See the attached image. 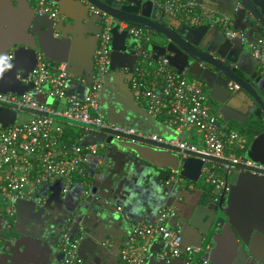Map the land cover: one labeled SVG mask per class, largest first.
<instances>
[{"label": "crops", "instance_id": "crops-1", "mask_svg": "<svg viewBox=\"0 0 264 264\" xmlns=\"http://www.w3.org/2000/svg\"><path fill=\"white\" fill-rule=\"evenodd\" d=\"M239 1L196 0L199 5L229 17L235 29L254 34L250 27L251 17L239 6ZM254 2L264 14V0ZM32 7L31 0H0V93L20 95L26 86L23 76L34 67L36 52L42 51L52 64L67 63V90L84 98L90 84L88 75L94 69L98 17H87L88 9L83 0H62L60 9L64 20L58 27L63 37L54 38L47 19L33 20ZM150 8L152 10V5L147 10ZM162 14L157 8V17ZM163 22L178 27L189 42L231 65L247 81L255 82L264 99V73L257 61L238 39L227 38L215 20L192 25L181 17L163 15ZM162 45L160 37H152L153 53L169 55L173 68L188 70V75L200 79L211 109L235 131L245 129L247 132L248 126L244 123L255 111L253 99L240 88L232 89L230 83L234 82L215 73L210 66L203 67L170 44ZM133 49V43L119 34L111 41L112 65L103 79L101 93L104 117L110 123L131 127L138 133L173 138L176 136L174 130L157 125L148 112L149 115L135 106L130 87L119 72L121 67L135 64ZM40 99L43 103L54 104L45 96ZM57 103L58 109L64 105L63 101ZM32 114L0 106V124L25 121ZM84 135L88 141L109 142L108 147L99 152L102 164L92 169L91 185L100 198L91 205L86 220L88 234L78 251L85 264H121L118 249L133 227L139 222H153L167 207L174 209L173 219L183 222L185 245L200 247L208 238L210 264H264L263 174L246 170L227 174L230 188L223 195V216L220 217L209 206L210 198L218 199L220 194L205 183L201 169L196 181L183 176L179 187L171 188L170 182L166 183L170 170L184 171L182 153L117 139L99 131ZM180 137L192 142L198 140L190 132H184ZM243 156L251 163L264 166V130L248 141ZM45 191L50 201L48 216H40L32 203H21L10 231L5 229L6 218L0 204V235L13 239L7 247L8 252L1 255L0 264H51L63 259V253L58 252L57 233L65 223L67 231L77 232L71 213L80 200L82 187L72 185L65 196H60L58 183ZM167 223L174 222L167 219ZM106 240L111 246L100 245ZM159 243L156 238L150 251L156 252ZM186 261L181 256L166 263L150 261L147 264H186Z\"/></svg>", "mask_w": 264, "mask_h": 264}, {"label": "built area", "instance_id": "built-area-1", "mask_svg": "<svg viewBox=\"0 0 264 264\" xmlns=\"http://www.w3.org/2000/svg\"><path fill=\"white\" fill-rule=\"evenodd\" d=\"M31 1L36 15H47L49 18L56 15L57 5L54 1ZM157 6L164 14L181 17L192 25L215 20L227 38L238 39L246 46L264 73V36L246 41L244 33L233 27L229 17L199 5L196 0H157ZM103 15L94 51L92 81L84 98L67 90L69 73L66 64H52L41 53L37 54L34 68L24 77L26 84H32L31 88L20 95L0 93V106L35 111L28 120L0 125V204L9 221L8 226L15 220V205L18 202L32 203L37 209L41 208L47 198L45 189L57 183L61 196H65L74 184L87 189L91 186L92 169L103 162L99 152L106 149L105 140L84 143L85 135H81L70 145H63L61 137L64 126L53 116L112 130L115 133L110 136L117 139L122 135H136L175 147L181 152L188 150L226 160L225 163H216L203 159L201 168L205 183L220 195L230 188L226 175L231 171L243 170L237 165L264 170V166L244 158L245 138L230 129L220 114L211 109L200 79L188 75L185 69L173 68L165 54L155 56L148 48L152 40L149 30L123 21L116 22L110 16ZM114 24H117L118 32L125 31L134 40L135 50L140 51L128 80L135 101L159 124L174 130L175 137L138 133L131 127L110 123L100 113V91L111 62V29ZM123 71L126 73L127 69ZM230 87L234 90L240 88L236 83H230ZM38 95L54 102L63 101L64 105L60 109L54 108L52 104L38 101ZM184 132L193 133L198 140L192 142L180 137ZM237 150L241 153L237 154ZM179 180V173L170 170L166 183ZM173 213L174 209L167 207L159 212L153 222L137 223L127 243L119 250L121 264H145L151 254L155 259L166 262L183 256L187 259L186 264H210L205 254L201 253V248L183 245L178 221L172 225L167 223ZM82 237L80 234L72 238L64 230L57 244L64 255L63 259L51 264H83L77 251ZM156 238L160 241L159 249L151 252L150 246ZM103 245L111 246V242L103 241Z\"/></svg>", "mask_w": 264, "mask_h": 264}, {"label": "water", "instance_id": "water-1", "mask_svg": "<svg viewBox=\"0 0 264 264\" xmlns=\"http://www.w3.org/2000/svg\"><path fill=\"white\" fill-rule=\"evenodd\" d=\"M52 1H54L56 3V5H57V13H56V15L53 18H49L47 15L38 16V15H36L34 13V10H33V7H32V11L31 12H32V15L34 17L33 20L43 19V18L47 19L51 23V26H52V36L54 38H62L63 37V33L59 32V27H58L59 24L61 22H63V20H64V17L62 16L61 9H60V4H61L62 0H52ZM83 1L87 5V9H88L87 10V17H90V16L94 15V16H97L98 19H99V24L100 25H99V30H98V32L96 34V45L95 46H97L98 33H99L100 29H101V21H102V18L104 16L103 13L106 14L107 16H110L111 18H113L116 22L123 21V22H125V23H127V24H129L131 26L147 29L151 33H154L156 36L160 37L163 40V45L162 46H164V45L166 46L167 44H168V46H169V44L172 45L174 50L182 51L191 60L199 63L203 67L210 66L215 73H217L219 75H222L228 81H232V82L236 83L237 85H239L240 90H242L243 92L248 94L253 99V101L255 102V105H256L255 111L253 112V114L247 120L248 121H250V120L251 121L252 120H261V121H263V124H264V99H263V97L261 95V92L259 91V88L256 86L255 82L247 81L246 79H244V77H242L239 73H237L232 68L231 65H229L225 61H222L217 56L211 54L209 51L203 50L199 46H197L196 44H192L191 42H189V40H187L182 35V33H181V31H180V29L178 27H173V26L168 25L167 22H163V15H166V14H164L162 12L163 13L162 16L157 17V15H156L157 8L159 9V7L157 6V2H154V0H83ZM150 5H152V10H151V8H150V10H147L150 7ZM239 6L242 9H244L246 12L249 13V15L251 17V21H252V22H250V27H252L254 29V31H255V33L253 34V33H250L248 30H241L240 29V31H242L244 33L245 40L246 41H252L253 39H256L257 37L264 36V14L257 8V5L254 2V0H240L239 1ZM166 16L169 17V15H166ZM170 17H172V16H170ZM111 33H112V39H114L115 35L119 34L121 37H123V39L127 38V40H129V41H131L133 43V47H134L133 51H134V54H135V57H136V60H137V58H138V56L140 54V51L135 50V45L136 44H135V42H133L131 40V38L128 36V34L125 31L118 32L117 24L113 25V27L111 29ZM164 43H166V44H164ZM151 46H152V40H151L150 44L148 45V48L153 51ZM38 53L44 54L42 51H37L36 52L35 64H36V61H37V54ZM154 55L157 56L159 54L155 53ZM44 56H45V54H44ZM166 56H168L169 61H171L170 60V56L169 55H166ZM61 62H64V61H61ZM64 63L66 64L65 68L68 71L67 63L66 62H64ZM257 63H258V61H257ZM111 65H112V50H111V62H110V66H109L110 69H111ZM132 66L125 65V66L121 67V70L119 71L121 76H122V78L124 79V81L126 82L127 85H128V80L130 78V69L132 68ZM33 68L34 67L29 69L26 72V74L28 72H30ZM124 69H127L126 73H124V71H123ZM180 70H183V69H180ZM26 74L23 77H25ZM106 74L104 75L103 79L105 78ZM91 76H92V71H90V73L88 75V83H90L92 81V77ZM31 86H32L31 83L26 84L24 91L29 89V88H31ZM102 90H103V85H102V88H101V91H100V99L102 98V95H101ZM24 91L20 92L19 94H22ZM41 97H43V96L42 95H38L37 96V100L41 101V99H40ZM131 97L133 99V102H134L135 106L138 107V108L143 109L147 113V111L135 101V99H134V97L132 95V92H131ZM50 100L53 102L52 99H50ZM56 105H57V102H54L53 107L56 108ZM10 108L16 109L15 106L10 107ZM24 111H28V112H31V113L35 112L34 110H30V109H25ZM100 113L102 115H104L102 110H101V108H100ZM149 116L153 119V121L157 125L159 124L151 115H149ZM53 118L56 119L57 121H60V122H63V123H68V124H71V125L79 126L81 128H87V129H89V131H99L102 134L104 133V134H109V135H113L115 133L112 130L103 129V128H96V127H94L92 125H88V124H85V123H82V122H79V121H76V120L67 119V118L62 117V116H53ZM0 125L1 126H6L5 124H0ZM122 138L133 140V141H137V142L147 143V144H150V145H154L156 147H160L162 149H169V150H172V151H175V152H180V153H182L184 155V157L182 158V161L184 163V165H183L184 171L181 172L180 170L172 169L175 172L179 173V176L181 177V180H179V181H171L170 184H169V187H171V188L179 187L180 183L182 182L183 176L189 177L193 181H196L197 177H198V175L200 173V169H201V167L203 165V159H206V160H209V161H212V162H216V163H225V162H227L226 160L218 159V158H215V157H212V156H206V155H203V154H200V153H197V152H191V151H188V150H185V151L181 152L179 149H177L175 147L168 146V145H165V144H161V143H158V142H155V141L143 139V138H141L139 136H136V135H122ZM88 142H97V141H88V138H86L84 143H88ZM106 143H107V147H108L109 142H106ZM237 167H239V168H241L243 170H246V171H251V172L260 173V174L264 175V170L258 169L256 167L245 166L243 164H239V165H237ZM58 186H59V194H60V185H59V183H58ZM223 195L224 194L220 195L218 199H213L211 197L210 200H209V206L211 205L213 207V211H215V213L220 215V217L223 216V211H222V208H223L222 205H223V201H224L223 200ZM99 198H100V196H99L98 192L96 191V189H95V187L93 185H91L87 189L82 188V193L80 195V200H79L75 210L71 213V217H72L73 221L76 222L77 232L74 234V233H70L69 231H67L66 227H65V225L67 223H65L62 226V229H59V231L57 233V235H58L57 238L60 239V236H61L62 232L64 230H66V232L72 238L81 234L83 236L82 239H81V241H82L88 234L87 233L86 220H87V218H88V216L90 214L91 205H92V203L94 201L98 200ZM49 202H50L49 201V197H47L45 202H44V204H43V206L41 208L37 209L39 214H40V216H42V215L48 216L47 214L50 212V210H49ZM21 203H27V202H18L15 205V211H16L15 220L18 217L19 208H20V204ZM2 214H3V212H2ZM174 216H175V211H174V213L172 215H170L168 217V219L171 221V223L176 222V221H178L180 223L181 231H182V233H181L182 234V243H183L184 225H183V222L180 219H176V218L173 219ZM5 218H6V228L5 229L10 231V229L12 228L15 220L13 222H11V224L8 226V222L9 221H8L6 216H5ZM81 241L78 244L77 251H79V247H80ZM127 241H128V238L126 239L125 243L122 246H124L127 243ZM12 242H13V239L10 238V240H9L8 237L4 238V236L1 237V235H0V259H1V255L2 254H4L6 251L8 252L7 247L9 245H11ZM207 243H208V238L206 237L203 245L198 247V248H201V253L202 254L203 253L206 254L208 252L207 258H208V260L210 262L211 256H210L209 246L207 247ZM100 245L103 246V247H106L105 245H103V241L100 242ZM183 245H185V244L183 243ZM193 247H195V246H193ZM118 250H120V248ZM58 252H61V251L59 250ZM79 256H80V254H79ZM198 256L194 260H196L198 258ZM81 259L83 261V264H85L82 257H81ZM150 261H162V262H165L164 260L155 259L152 254L150 255L149 259L146 261L145 264L149 263Z\"/></svg>", "mask_w": 264, "mask_h": 264}, {"label": "trees", "instance_id": "trees-1", "mask_svg": "<svg viewBox=\"0 0 264 264\" xmlns=\"http://www.w3.org/2000/svg\"><path fill=\"white\" fill-rule=\"evenodd\" d=\"M151 35H152V37L156 36L154 33H151ZM60 123L64 126V132H63L62 137H61V144H63V145H70L74 141H77V139H79V137H81V135H84L85 133L89 134V132H91V131H87L84 128L77 127L75 125H71V124L63 123V122H60ZM244 125L248 126V131L245 132V129H240V131L238 133L241 136L245 135V137L244 136L243 137L246 140V145H247L248 141H250L254 135H257L258 133H260L264 129V124H263V121H261V120H252V121L250 120V121H247L246 123H244ZM229 128L234 130V128H232L230 126H229ZM236 153L240 154L241 151L237 150Z\"/></svg>", "mask_w": 264, "mask_h": 264}, {"label": "rangeland", "instance_id": "rangeland-1", "mask_svg": "<svg viewBox=\"0 0 264 264\" xmlns=\"http://www.w3.org/2000/svg\"><path fill=\"white\" fill-rule=\"evenodd\" d=\"M132 40V39H131ZM134 42V40H132Z\"/></svg>", "mask_w": 264, "mask_h": 264}]
</instances>
